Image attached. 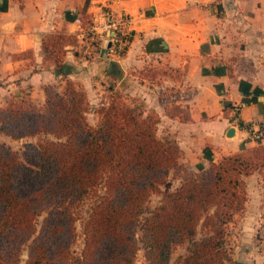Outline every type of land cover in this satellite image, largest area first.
I'll return each mask as SVG.
<instances>
[{
    "label": "trees",
    "instance_id": "trees-1",
    "mask_svg": "<svg viewBox=\"0 0 264 264\" xmlns=\"http://www.w3.org/2000/svg\"><path fill=\"white\" fill-rule=\"evenodd\" d=\"M81 19L92 24L91 15ZM73 44L64 34L43 40L63 91L48 85L43 105L0 108V137L44 136L21 151L0 138V264H21L25 251V264H136L141 250L145 264H170L180 247L175 264H243L229 229L246 208L247 179L264 181V141L189 174L178 145L158 137V121L136 108L113 98L91 125L87 94L66 74L65 47ZM171 176L180 183L164 191ZM155 194L160 203L146 213ZM88 199L77 250V209Z\"/></svg>",
    "mask_w": 264,
    "mask_h": 264
},
{
    "label": "crops",
    "instance_id": "crops-1",
    "mask_svg": "<svg viewBox=\"0 0 264 264\" xmlns=\"http://www.w3.org/2000/svg\"><path fill=\"white\" fill-rule=\"evenodd\" d=\"M97 1L0 0V108L43 105L48 85L64 90L43 48L44 38L64 34L77 38L65 47L67 77L94 115L107 104L109 79L130 85L189 174L257 143L250 136L264 127V0H114L116 14L133 18L134 38L119 59L76 22ZM87 120L96 126L99 118Z\"/></svg>",
    "mask_w": 264,
    "mask_h": 264
},
{
    "label": "rangeland",
    "instance_id": "rangeland-1",
    "mask_svg": "<svg viewBox=\"0 0 264 264\" xmlns=\"http://www.w3.org/2000/svg\"><path fill=\"white\" fill-rule=\"evenodd\" d=\"M130 88L131 87L128 84L122 83L120 85L118 83L117 77L109 79L108 83H106V89H111V92L106 94V101H110L115 98L119 102L143 112L146 118L155 119V116H147L145 114V106L142 102H137L136 98L132 95L133 91L129 90ZM87 118L91 123H93V120H96L95 122H97V118H99V116L98 114L95 116L92 110H89ZM0 138L13 149L21 151L26 143H38L44 138V136L18 141L4 136H1ZM255 146H257V143L246 147L244 150ZM178 184V180L173 179L171 176L162 189L164 191H171L176 187V185L178 186ZM247 190L248 201L246 208L241 213V215L236 218V221L231 224L229 229L233 256H235L236 260L243 264H264V181L260 175L256 174L247 179ZM160 200V195H152L149 202L147 203L146 213L154 209L160 203ZM92 203V200L88 199L77 209V227L80 235L76 246L77 250H80L82 247L83 223L88 218ZM41 220L42 218L40 217L38 219L39 225ZM184 253V248H177L170 264H175L177 258ZM26 256L27 254L25 251L21 264H25ZM136 264H145L144 252L142 250L138 254V260Z\"/></svg>",
    "mask_w": 264,
    "mask_h": 264
},
{
    "label": "built area",
    "instance_id": "built-area-1",
    "mask_svg": "<svg viewBox=\"0 0 264 264\" xmlns=\"http://www.w3.org/2000/svg\"><path fill=\"white\" fill-rule=\"evenodd\" d=\"M113 2L114 0L95 2V10L91 15L92 24L90 26L85 27L80 17L77 18L76 22L80 31L88 36L94 47L101 48L103 41L110 42V47L106 49L107 57L119 59L127 52L134 38V30L131 29L133 18L126 14H116L112 8ZM233 123H236V121ZM263 132L264 127L252 130L250 138L256 142L264 141Z\"/></svg>",
    "mask_w": 264,
    "mask_h": 264
},
{
    "label": "water",
    "instance_id": "water-1",
    "mask_svg": "<svg viewBox=\"0 0 264 264\" xmlns=\"http://www.w3.org/2000/svg\"><path fill=\"white\" fill-rule=\"evenodd\" d=\"M109 47H110V42H107V44L105 45V48L108 49ZM114 70H115V64L111 63L109 66V73L113 74ZM26 259H27V256H26Z\"/></svg>",
    "mask_w": 264,
    "mask_h": 264
}]
</instances>
